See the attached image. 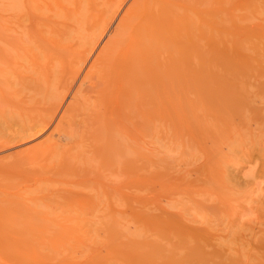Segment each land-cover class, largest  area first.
I'll use <instances>...</instances> for the list:
<instances>
[{
  "label": "rangeland",
  "instance_id": "rangeland-1",
  "mask_svg": "<svg viewBox=\"0 0 264 264\" xmlns=\"http://www.w3.org/2000/svg\"><path fill=\"white\" fill-rule=\"evenodd\" d=\"M38 1L39 0H35V2H33V0H23L22 2H25V8H20V11L15 9L8 13L18 16L19 13H26L27 10L30 12L31 5L34 3L44 5L42 2H49V0H43L42 2ZM80 1L83 2V0ZM80 1H62L61 8L60 5L59 8H57L58 11L52 6L51 2L47 3L48 5L50 4L48 8H52L53 10L49 11V9H47L48 12L45 9L42 15L44 21L39 25L38 23L33 26L26 25L27 22H25L21 25L22 28H20V26L12 31V29H8L10 25L8 21L2 20L0 21V33L3 32L2 35L4 37H15V41L12 40L13 45L17 42L15 47L10 46L11 42L5 44L6 50L10 48L8 52H12L11 54L9 53V57L15 55L19 47L22 48L18 51V54L30 48V54L35 53L38 55V60H36L38 65L45 67L58 61L61 62L62 65L67 64L70 69L63 73V79L66 78L67 80H70L75 71L80 68L71 85V90H73V85L81 80L80 85L83 86H80V93H85V95H87L88 90L90 91L93 89L97 91V88L101 87L103 83V81L100 83V79L98 78L96 80L97 76L93 74H98L97 70L99 69V63H94V58L99 52L102 42L107 35L98 45L99 49L95 50L91 56L88 57V61H85L86 66L83 65L79 67L77 59L81 52L79 51L81 48H75V46L73 48L71 35L78 30L76 28H80L81 26L76 24H79L81 20V15L79 14ZM91 1L95 2V4L98 3V1L101 3V0ZM147 1L148 0H146V2ZM240 1L242 0H156V10L154 12L152 11L153 14L148 11L146 12L147 15L151 14L156 17V20H154L155 24L153 23V27L151 26L150 28L152 31L156 29V70H164L166 76L164 78L162 77L163 80L160 79L156 82V85H158V88H156V95L159 98L156 99V138L155 141H153L156 144L151 142L146 128L143 130L144 132L142 131V135L147 142L145 144L148 146L149 144L156 146L155 148L152 146L153 150L151 149L154 153L151 150L148 151L145 144L142 149L139 145L137 146V143H134V139L132 140V138H129L128 133L131 131L132 125L128 123H123L122 125L120 123L114 125L111 132H113L116 137L121 135L122 139H125L123 136L126 137L128 141H125L128 142V145L131 143L129 145L130 147L127 146L125 141L119 139V137L118 139L113 138L116 144L117 142L118 144L126 143L120 147L114 144V142L112 143L113 147L116 146L118 152H110L111 154L115 153V155L113 154L114 158L119 162L113 159L116 162L114 163V161L110 160V158L113 157L112 155H110L112 157L108 155L110 158H105L103 153L106 151L102 150L101 147H103V149L107 147L110 148L107 146L108 143L102 144L98 149V145H100L98 139L96 137L92 138L94 136L92 133L93 130L91 129L92 123H88L87 120L83 119L84 111L80 109V106L76 105L75 101L72 100L73 102H70L71 104L68 101L69 97L72 99L73 94H76L75 91L72 92L68 90V93H66L67 95L63 94L65 97H59V106L56 105L52 110L47 109L48 105L36 107V109H38L31 112L33 116H31L32 114L30 113V117L25 120L18 119L14 112H9L8 110L0 114V120L4 121L6 119V124L0 121L2 124L0 128L3 126L0 129V157L3 156V158H0V264H264V42L252 41L245 43L244 41V37L247 36V33L248 35H252L254 31L252 26H255L254 23L251 24L247 19L257 14L258 11L260 12L257 14V19L258 17L263 18L264 10L261 8L258 9L257 7L255 12V9H253L255 3L254 1L252 2V0L240 4V7L238 6V9H235L233 6H235L237 2L240 3ZM129 2L130 1L126 3L124 9L129 5ZM224 2L227 3L224 4ZM139 3H141V1L137 3L138 6H132V9L139 7L141 5ZM228 4H232V6H230L233 10L230 11ZM75 9L79 13H77ZM123 11H121L120 15ZM64 12L68 15V18H66L67 15H64ZM58 14H60L59 18L57 17ZM74 14H76L77 17H75L76 15L74 16ZM45 16L48 17L46 18ZM246 17L247 19L245 20ZM192 18H195V21ZM3 19H6V16ZM255 19L256 18H254L253 21ZM73 20H75L76 23ZM117 20L118 19L114 20L112 24L113 27ZM241 20L242 22H240ZM243 21L245 22L243 23ZM247 22H249L251 28ZM4 23L7 26L4 25ZM188 25H190L189 30L186 32L185 29ZM111 26L107 34L112 31L113 27ZM193 26H196L197 29L192 28ZM225 26L229 27V29L235 26H239V28L238 31L234 33H228L227 31V34L224 33V35H222V33L220 35L219 31H223V28H227ZM28 27L30 30L40 27L41 31L43 30L44 39L48 43L43 47L35 46L27 38L29 35H23L25 28ZM182 28H184V30ZM91 30L92 28L90 32H93ZM197 30L198 33L196 32ZM15 31L19 32L22 36H19V33ZM200 31L201 33L204 31L203 36L199 33ZM184 32H186V34ZM223 32H226V30ZM185 35L188 37L186 41L189 40V42L177 44L176 46L174 40L178 42V39L182 40V37ZM200 38L203 39V42H199L202 41ZM206 38L208 41L205 42L204 40H206ZM21 39L23 40L20 41ZM50 40L51 43L49 42ZM196 41H198V43H195ZM18 42H20V44ZM236 42H241V44L237 45L238 47L232 45ZM24 43L25 45H23ZM49 43L50 46L52 45L51 47L48 46ZM199 43H201V45ZM196 44L201 48L200 51H195L199 49ZM37 48L41 51L39 52ZM188 48H191V50ZM66 49L68 50L64 52L63 50ZM135 53H133L135 56L133 54V57L131 56V59L134 58L132 59L134 61L140 59L137 53ZM66 54L69 55V57L66 56ZM168 55H171V57ZM205 55L206 58L208 57L206 60H204ZM64 57L67 58L65 59ZM189 58H191V60ZM169 59L172 60L170 61ZM181 59L182 61L186 60L185 62L189 61L190 64L193 61L192 63L195 65L193 64L190 67H197V70H194L195 73H192L194 67L191 70L192 72L189 67L187 72L190 71V73L184 75L183 73L186 71L184 70L183 72V70H181V66H183L181 65ZM163 60L167 61L164 62ZM174 62H178V64H174V66ZM201 64L204 67L199 68ZM178 67H180V73L176 70H172V73L170 72L169 74V72L166 71L167 69H177ZM82 70L84 73H82ZM90 73L91 75H89ZM172 74L175 76L176 80L179 79L178 84H176L178 81H175ZM80 75L82 76L80 77ZM189 75H191L192 78H190ZM165 78L167 82H165ZM187 78H189V80ZM87 79H89V82ZM92 81H94L95 85ZM87 82H92L93 85L91 83V86L88 87L90 84ZM96 82H99V84H96ZM164 84H166V86ZM84 86L86 88H84ZM183 87H187L188 90L186 89L184 92H181V96L178 97L184 98L182 100L184 102L189 99L187 104H189L190 101L195 102L196 99L204 103H209L203 107L202 110L204 113H202L200 108H195L192 112L196 113L197 111L196 116L204 114L203 119L207 118L209 114L208 118H210L214 124L218 123L217 125L219 128H217V125L214 127L215 125L209 122L201 124L203 127L196 124L195 126L193 125L194 120L191 118L189 119L187 114L184 115L185 117L180 114L178 106H174L177 103L175 99H177L176 96L178 95H176L175 92H177L176 90H184ZM167 88H169L170 91ZM60 98L64 99L61 100ZM210 98H212V101H210ZM65 100L69 105H67ZM219 101L220 103H218ZM101 102V106H105L103 104L104 101ZM70 108L74 110V112L70 110ZM74 108H76V110ZM3 113H5V115ZM63 113L66 116H64ZM52 114L54 115L53 117ZM76 115H78L77 118H74ZM62 116L64 118L66 117L67 120ZM44 117L50 118L46 119ZM11 120H13V124ZM31 120L34 121L32 122ZM69 120L75 126L70 123ZM35 121V126L37 128L33 126ZM24 122H26V124H24ZM46 122L49 123L47 124ZM15 123L18 124L15 126ZM19 123L21 125H19ZM45 123L47 126H45ZM55 123H57V126H55ZM65 123L71 126H67L68 129L70 128L71 130L67 129ZM85 123H87V125ZM227 123H229V125ZM3 124L5 125V129L1 133L4 128ZM81 124H83L82 127ZM121 125L124 129H122ZM207 126L214 128L213 130L215 133ZM24 127L28 129L24 130ZM56 127L57 129L61 127V132L57 131ZM52 128H55L56 131H51ZM87 129L88 132H84ZM82 130L83 132L80 133ZM218 130L221 132L219 133ZM7 132H10L12 135L9 134L10 137H8ZM35 132L37 133L36 136L33 135ZM58 132H60V134ZM125 132H127V135ZM223 133L226 135L222 136ZM54 134L58 135L56 136ZM205 135H209V137L206 136L205 138ZM210 137L214 145L210 142ZM216 137H220L219 139L217 138V141L220 140L223 143H217V141H215ZM45 138L49 140L47 139V141ZM204 140H206L207 143ZM78 141L80 144H78ZM55 142L57 145L53 146ZM226 142L231 143L226 144ZM71 143L78 147H75V145ZM208 144H210L209 146L211 147L210 151L211 149L213 150V146H216L215 148L224 146L222 152H225L226 155L224 156L225 159H222L223 161L220 159V168L224 171L228 170V177L231 178L230 182L224 180L225 183L223 184L226 186L222 183H219L220 185H218V183L217 185L210 184L207 179V175L211 173H209V169L212 168L210 167L211 163H207L209 161L207 160V153L210 152L209 146L207 147ZM31 146L36 148H32ZM46 146L48 148L51 147L52 151ZM136 147L139 150L142 149L145 151L143 156L137 155L135 151ZM97 149L102 151H97ZM125 149L128 151L126 152ZM56 150H61L60 155L58 152V157L56 156ZM90 150L93 151V155ZM122 150H124L123 154ZM195 150L197 151L196 154L198 157H194L196 156ZM77 151L79 153H77ZM131 151L134 152L132 155H130V153H132ZM99 152L104 158L100 156L99 159ZM64 153L66 156L69 155L68 159ZM146 153L150 154L148 155ZM198 153H200L201 156L202 153L205 155L207 154V156L203 159ZM105 154L107 156L108 153L106 152ZM74 155L76 156L74 157ZM63 156L66 158V161H64L65 158ZM145 156L148 157H146L145 163L143 162L144 164L141 165L137 159L145 158ZM250 156H253V158ZM59 157L61 159L64 158V160L62 159L64 164ZM95 157L100 161H96V159H94ZM76 158L77 160L81 158V161H77ZM107 158L109 159L107 160ZM57 159L59 163L55 162ZM103 159L112 162H109V164L103 161L101 164ZM70 160L71 162H69ZM87 160L90 161L88 162ZM136 161L137 163H135ZM147 161L152 163H148ZM191 161L192 164L190 165ZM73 162L74 164H72ZM95 162L98 165V162H100L99 169L94 167ZM105 162L109 164L108 166L110 169L106 167L107 164ZM200 162L202 166L205 164L204 168L200 166ZM52 164L55 168H52ZM113 164H117L118 166L114 165L117 168L113 167ZM56 165H58V167ZM82 165L84 166L82 167ZM98 165L95 166L97 167ZM61 166H64L63 168L65 169ZM102 166H105L107 171L109 169V172H104L105 169H103L104 167L101 168ZM143 166L145 167L144 169ZM47 168L50 170H47ZM96 169H102V173L107 175L113 172L114 174L112 175L115 176L108 175L110 178L108 177L109 179L107 178L106 181V178H104L106 175L102 177L104 174L100 172L102 170L97 171ZM110 170H112V172H110ZM65 171H67V173H64ZM94 174L97 175L94 176ZM88 176L90 177L88 178ZM92 176L93 178L98 177L95 179L96 181L93 179L96 185L91 179ZM115 178L119 182H116ZM112 179H114L113 181L115 182H112ZM204 179H206L205 181H208L209 184L205 182ZM86 181H90V183ZM114 183L115 185H113ZM205 183H207V185ZM236 183H238V185ZM205 190L212 192V195L209 192H206V195H204ZM212 190L214 192L216 191V193L218 192L217 194L221 193V195H225V197L222 195L225 199H222V203L218 201V203H221L220 206L216 204L218 200L216 197L218 196ZM52 193L55 196L52 195ZM104 194L106 197H104ZM86 195L88 198L85 197ZM205 197H208L210 200H205ZM107 198L109 201H107ZM226 200H228V202ZM224 202H227V205H224ZM52 209L54 212H58L55 215L60 214L58 216L59 219H50V217L54 218L50 212ZM199 216H201V218H198Z\"/></svg>",
  "mask_w": 264,
  "mask_h": 264
},
{
  "label": "bare ground",
  "instance_id": "bare-ground-1",
  "mask_svg": "<svg viewBox=\"0 0 264 264\" xmlns=\"http://www.w3.org/2000/svg\"><path fill=\"white\" fill-rule=\"evenodd\" d=\"M23 0H0V21H2V20H6V21H8V23L10 24H8L9 25V28L8 29H12V31L13 30H16L18 27H20L22 24H24L25 22H27V24L26 25H34V24H36V23H38V25L39 24H42L43 23V18H42V15H43V13H44V11H45V9L47 10V9H49L48 8V6H50V4L48 5L47 3H50L51 2V4H52V6H54V8L58 11V9L57 8H59V5H60V8H61V2L62 1H65V0H49V2H42L43 0H39L38 2H42L44 5H41V4H33V5H31V11L29 12L28 10L26 11V13H24V14H21V13H19V15L18 16H15L14 14H10V13H8V12H11V11H14L15 9L16 10H18V11H20L19 9L21 8H25V6H24V3L22 2ZM45 1V0H44ZM76 1V0H75ZM80 1V0H79ZM96 1V0H95ZM128 1H130L129 2V5H127V7L124 9V6L126 5V3H128ZM139 1H141V3H139V4H141L139 7H137V8H134V9H132L133 7L132 6H138V2ZM247 1H251V0H242V1H240V3L239 2H237V4H235V6H233V7H235V9L237 8L238 9V6L240 7V4H243V3H245V2H247ZM254 1V3H255V6L253 7V9H255V12H256V9H257V7H258V9L259 8H261V9H263L264 10V0H252V2ZM33 2H35V0H33ZM101 3H99V1H98V3H96L95 4V2H92L91 0H83V2L82 1H80V5H79V11H80V13L77 11V13H79L80 15H81V20H80V22H79V24L78 23H76V21L75 20H73V21H75V23L77 24V25H81L80 26V28L78 27V28H76V29H78L77 31H75L74 33H72V35H71V40H72V44H73V48H74V46H75V48H81L79 51H81L80 52V54L78 55V59H77V64H78V66L79 67H82L83 65H85V61L88 59V57H90L91 56V54L95 51V50H97V49H99V44H100V42L101 41H103V38L106 36V38H105V40L102 42V46L100 47V50H99V52L97 53V55H96V57L94 58V63L95 62H98L99 63V71L97 70V72H98V74H95V73H93L94 75H96L97 77H96V80H97V78L98 79H100V83L103 81V83H102V85H101V87H99V88H97V91H95V90H88V94L87 95H85V93L84 94H82V93H80V86H83V85H80L81 84V80H79L75 85H73V90H71V85H72V83L74 82V78H75V76H76V73L79 71V69L80 68H78V67H76V68H78V70L77 71H75V73L72 75V78H70V80H67L66 78V80L65 79H63V73L66 71V70H68V69H70L69 67H68V65L67 64H63L62 65V63L61 62H55L54 64L52 63L51 65L49 64V65H47V66H45V67H43V66H41V65H38L37 63H36V60H38V55H36L35 53H32V54H30V52H29V49L30 48H28V50H23V51H21V52H19L20 54H18V51L22 48H20L19 47V50H18V48H17V46H16V49L18 50L17 52L15 51V48H14V51L16 52V54L15 55H13V56H10L9 57V53L10 52H8V50L10 49H8V50H6V46H5V44L6 43H10L11 42V45L10 46H14L15 47V45H17V42H16V44L15 45H13V43H12V40H14V38L15 37H12V36H7V37H4L2 34H3V32L2 33H0V114L3 112V111H6V110H8L9 112L10 111H12V112H14V114H15V116L18 118V119H20V120H25V119H27V118H29L30 117V113L32 112V111H34L35 109H36V107H41V106H45V105H48V107H47V109L48 110H52L53 108H55V106L57 105V106H59V104L58 103H60V100H59V97H65V95H63V94H66V93H68V90H71L72 92H76V94H73V96H72V99L69 97V95H68V97H69V103L70 102H73V101H75V103H76V105H78V106H80V109L81 110H83L84 111V120H87L88 121V123H92V127H91V129L93 130L92 131V133H93V137L92 136H90V137H92V138H94V137H96L97 139H98V142H99V144L100 145H98V143H97V145H98V149H99V146H102V144H105V143H108V145L107 146H109L110 148H108L107 146V148H105V149H103V147H101L102 148V150H105L108 154H107V156H106V152H104L103 154L105 155L104 157L106 158V157H109L110 155H112V156H110V157H112V158H110V160H112V161H116L117 159L116 158H114V155H115V153H113V154H111V152L110 151H114V152H118L117 150V148H116V146L115 147H113V142H114V144H116L115 143V140L113 139V138H117L118 139V137H119V139H122V135L121 136H118V137H116V135L113 133V132H111V130L114 128V125H116V124H122L123 125V123H128L129 125H132V129H131V131L128 133V136H129V138H132V140L134 139V143L136 144L137 143V146L139 145L140 147H142V149H143V145L145 144V143H147L146 141H145V139H144V137H143V135H142V131L143 130H145V128H146V131H147V133H148V136L151 138V142L152 143H155V142H153V141H155V138H156V99L158 98L157 97V95H156V93H157V91H156V88H158V85H156V82L158 81V80H160V79H162L163 80V78L164 77H166L165 76V74H164V70L163 71H158V69L156 70V29L154 30V31H152V30H150V28H151V26L153 25V23H154V20H156V17L155 16H152L151 14H146V12L148 11V12H151L152 13V11L154 12L155 10H156V0H148L147 2H146V0H101L100 1ZM231 2V1H230ZM229 2V3H230ZM251 2V3H252ZM225 3H227V2H224V4ZM232 3V2H231ZM233 3H234V1H233ZM236 3V2H235ZM250 3V4H251ZM28 4V3H27ZM133 4H135V5H133ZM75 5H76V3H75ZM231 6H232V4H230ZM229 4H228V6L230 7V11L231 10H233V8H231V6H230ZM252 5V4H251ZM28 6H30V5H28ZM51 6V7H52ZM75 7V6H74ZM74 9V8H73ZM249 9V8H248ZM50 10H53L52 8L51 9H49V11ZM60 10V9H59ZM124 10V11H123ZM178 10V9H177ZM189 10H191V9H189ZM22 11V10H21ZM48 11V10H47ZM48 11V12H49ZM63 11H64V9H63ZM121 11H123V13L120 15V13H121ZM183 11H184V9H183ZM195 11V10H194ZM197 11V10H196ZM200 11V10H199ZM202 11V10H201ZM229 11V12H230ZM258 11V10H257ZM4 12H6V13H4ZM55 12V11H54ZM74 12V11H73ZM145 12V13H144ZM185 12V11H184ZM258 12H260V11H258ZM258 12H257V14H258ZM75 13V12H74ZM156 13V12H155ZM203 13H204V11H203ZM5 14V15H4ZM49 14V13H48ZM55 14H56V12H55ZM66 13L64 12V15H65ZM153 14V13H152ZM188 14V13H187ZM195 14V13H194ZM257 14H254L250 19H247V17L245 18V20L247 19L249 22H251V24H255V26H252V28L254 29V33L252 32V35L251 34H249L248 35V33L246 34L247 36H245L244 37V41H245V43H248V42H252V41H263L264 42V16H263V18H260V17H258V19H257ZM57 15V14H56ZM60 14H58V18L60 17L59 16ZM67 15V14H66ZM76 14H74V16H75ZM196 15V14H195ZM200 15V14H199ZM202 15V14H201ZM256 15V16H255ZM260 15V14H259ZM5 16H6V19H3V18H5ZM79 16V15H78ZM46 18L48 17V16H45ZM75 17H77V15L75 16ZM119 17V18H118ZM154 17V18H153ZM189 17H190V15H189ZM192 17V16H191ZM200 17V16H199ZM199 17H197V18H199ZM203 17V16H202ZM249 17H250V15H249ZM248 17V18H249ZM66 18H68V15L66 16ZM176 18V17H175ZM196 18V17H195ZM194 18V19H195ZM254 18H256L254 21H253V19ZM49 19V18H48ZM116 19H118L117 20V22H116V24L114 25V27H113V23H114V20H116ZM172 19V18H171ZM193 19V18H192ZM192 19H190V20H192ZM193 19V20H194ZM200 19H201V17H200ZM77 20V19H76ZM188 20H189V18H188ZM192 20V21H193ZM242 20H244V19H242ZM242 20L240 21V22H242ZM69 21V20H68ZM68 21H67V24H68ZM77 21H79V20H77ZM195 21V20H194ZM193 21V22H194ZM196 21H197V19H196ZM47 22V21H46ZM50 22V21H49ZM64 22H66V21H64ZM245 21H243V23H244ZM249 22H247L248 24H249ZM1 23V22H0ZM6 23V22H5ZM4 23V25H6ZM29 23V24H28ZM57 23V22H56ZM196 23H198V22H196ZM242 23V24H243ZM155 24V23H154ZM200 24V23H199ZM46 25V24H45ZM76 25V26H77ZM112 25V26H111ZM245 25V24H244ZM243 25V26H244ZM250 25V24H249ZM7 26V25H6ZM25 26V25H24ZM46 26H48V25H46ZM110 26L111 27H113V29H112V31L109 33V34H107V32H108V29L110 28ZM189 26L190 25H188V27H186V32H187V30H189ZM192 26V25H191ZM247 26V25H246ZM3 27V26H2ZM13 27V28H12ZM71 27V26H70ZM153 27V26H152ZM185 27V26H184ZM225 27H227V26H225ZM3 28H6V27H3ZM20 28H22V26L20 27ZM44 28V27H43ZM53 28H54V26H53ZM58 28V27H57ZM92 28V30L91 31H93V32H90V29ZM188 28V29H187ZM192 28H196V26H193ZM211 28V27H210ZM238 28H239V26H235V27H231L230 29H229V27H227V28H223V31L224 30H226V32H223V31H219V33H220V35L222 34V35H224V33H226L227 34V31H228V33L229 32H231V33H234V32H236V31H238ZM244 28H245V26H244ZM250 28H251V25H250ZM51 29V28H50ZM183 30H184V28H182ZM197 29V28H196ZM209 29V28H208ZM213 29V28H212ZM1 30V29H0ZM182 30V31H183ZM199 30V29H198ZM198 30L196 31L197 33H198ZM209 30H211V29H209ZM216 30V29H215ZM249 30V29H248ZM7 31V30H6ZM5 31V32H6ZM110 31V30H109ZM1 32V31H0ZM16 32V31H15ZM23 32V31H22ZM51 32V31H50ZM49 32V33H50ZM186 32H184L185 34H186ZM196 32H195V34H196ZM203 33H204V31H202ZM209 32V31H208ZM214 32V31H213ZM212 32V33H213ZM244 32V31H243ZM247 32V31H246ZM259 32V33H258ZM7 33V32H6ZM16 33H19V32H16ZM24 34L23 35H29V37H27L35 46H37V47H43V46H45L46 45V43H48V42H46L45 41V39H44V36H43V30L41 31V29H40V27H38V29L36 28V29H34L33 28V30H30L29 29V27L28 28H25V30H24V32H23ZM189 33V32H188ZM192 33V32H191ZM199 33H201V31L199 32ZM203 33H201L202 34V36H203ZM9 34V33H8ZM48 34V33H47ZM182 34V33H181ZM195 34H194V36H195ZM207 34H209V33H207ZM215 34V33H214ZM225 34V35H226ZM236 34V33H235ZM7 35V34H6ZM10 35V34H9ZM14 35H16V34H14ZM51 35H52V33H51ZM56 35V34H55ZM66 35V34H65ZM183 35V34H182ZM197 35V34H196ZM210 35H211V37H212V34L210 33ZM237 35V34H236ZM245 35V34H244ZM19 36H22V35H20V33H19ZM24 36V37H25ZM204 36H205V34H204ZM208 36V35H207ZM215 36V35H214ZM218 36V35H217ZM58 37V36H57ZM179 37V36H178ZM20 38H22V37H20ZM19 38V39H20ZM65 38V37H64ZM166 38H167V36H166ZM183 39L182 40H179L178 39V42L177 41H175L174 40V44L176 43V46H177V44L179 45V44H182V43H186V42H189V40H187L186 41V39L188 38L186 35L184 36V37H182ZM195 38V37H194ZM208 38V37H207ZM207 38H206V40H204L205 42L206 41H208L207 40ZM210 38V37H209ZM24 39V38H23ZM23 39H21L20 41H22ZM26 39V38H25ZM69 39V38H68ZM67 39V40H68ZM168 39V38H167ZM201 39V38H200ZM203 39H204V37H203ZM203 39H201L202 41H199V42H203ZM16 40H17V38H16ZM65 40V39H64ZM232 40V39H231ZM15 41V40H14ZM13 41V42H14ZM18 41V40H17ZM169 41V40H168ZM233 41H234V39H233ZM29 42V41H28ZM50 43H51V40L49 41ZM209 42H210V40H209ZM19 44H20V42H18ZM30 43V42H29ZM50 43L48 44V46H50ZM195 43H198V41H196ZM232 43V42H231ZM26 44H27V41H26ZM52 44H54V43H52ZM200 45H201V43H199ZM209 44V43H208ZM241 44V42H236L235 44H232V45H240ZM8 45V44H7ZM23 45H25V43L23 44ZM191 45H193V44H191ZM195 45V44H194ZM198 44H196V46H197ZM206 45H207V43H206ZM205 45V46H206ZM9 46V45H8ZM22 46V45H21ZM31 46V45H30ZM52 46V45H51ZM50 46V47H51ZM54 46V45H53ZM185 46V45H184ZM184 46H183V49L185 50V48H184ZM33 47V46H32ZM171 47V46H170ZM186 47V46H185ZM238 47V46H237ZM62 48V47H61ZM68 48H70V47H68ZM195 48V47H194ZM198 48H199V45H198ZM232 48V47H231ZM230 48V49H231ZM23 49H25V48H23ZM38 49V48H37ZM71 49V48H70ZM70 49H69V52H70ZM182 49V50H183ZM188 49H190L191 50V48H188ZM196 49V48H195ZM206 49H207V47H206ZM234 49V48H233ZM13 50V49H12ZM39 50V52L41 51L40 49H38ZM49 50V49H48ZM68 49H66V50H63L64 52L65 51H67ZM73 50H75V49H73ZM200 51L201 50V48H199V49H196L195 51ZM10 51V50H9ZM60 51V50H59ZM63 51H62V53H63ZM167 51V50H166ZM68 52V53H69ZM137 53V55L140 57V59L138 60V59H136L135 61L134 60H132V59H134V58H132L131 59V56H132V54L133 53ZM186 52H188V51H186ZM203 52V51H202ZM226 52V51H225ZM230 52V51H229ZM12 53V52H11ZM10 53V54H11ZM44 53V52H43ZM60 53V52H59ZM58 53V54H59ZM74 53V52H73ZM96 53V52H95ZM135 53V54H136ZM189 53H190V51H189ZM263 53V52H262ZM70 54H71V52H70ZM76 54V53H75ZM77 54H78V52H77ZM169 54V53H168ZM201 54V53H200ZM205 54V53H204ZM206 54H208V53H206ZM215 54V53H214ZM228 54V53H227ZM231 54V53H230ZM232 54H234V53H232ZM95 55V54H94ZM134 55V54H133ZM171 55H172V53H171ZM171 55H168V56H170L171 57ZM209 55V54H208ZM54 56V55H53ZM63 56V55H62ZM66 56H68L69 57V55H67L66 54ZM77 56V55H76ZM135 56V55H134ZM174 56V55H173ZM213 56V55H212ZM72 57V56H71ZM73 57H74V55H73ZM133 57V56H132ZM137 57V56H136ZM191 57V56H190ZM197 57V56H196ZM42 58H43V56H42ZM65 58V57H64ZM67 58V57H66ZM65 58V59H66ZM92 58V57H91ZM138 58V57H137ZM166 58V57H165ZM164 58V59H165ZM201 58H203V57H201ZM208 58V57H207ZM206 58V55H205V59L204 60H206L207 59ZM61 59H62V57H61ZM93 59V58H92ZM158 59H160V58H158ZM167 59V58H166ZM184 59H186V58H184ZM190 60H191V58H189ZM198 59V58H197ZM42 60H44V59H42ZM46 60V59H45ZM70 60H71V58H70ZM72 60H73V58H72ZM170 61L172 60V59H169ZM174 60V59H173ZM188 60V59H187ZM68 61V60H67ZM88 61V60H87ZM164 61V60H163ZM165 61H167V60H165ZM164 61V62H165ZM179 61V60H178ZM181 61H182V59H181ZM186 60H183L182 61V64L181 65H183V66H181L182 67V69L181 70H183V72H184V70L187 72L189 69V67L191 66V65H193L194 63H192L191 62V64L189 63V61H187V62H185ZM197 61V60H196ZM198 61H199V59H198ZM69 62V61H68ZM200 62V61H199ZM196 63V62H195ZM205 63H206V61H205ZM76 64V63H75ZM90 64V63H89ZM176 65V64H178V62H174L173 63V65ZM199 64V63H198ZM197 64V65H198ZM94 65V64H93ZM98 65V64H97ZM164 65V64H163ZM169 65H170V63H169ZM172 65V64H171ZM174 65V66H175ZM180 65V64H179ZM178 65V66H179ZM195 65V64H194ZM55 66V67H54ZM86 66V65H85ZM159 66V65H158ZM166 66H167V68H168V65L166 64ZM58 67H60V68H58ZM64 67V68H63ZM88 67V66H87ZM165 67V66H164ZM177 67V66H176ZM193 67H194V69H193ZM191 69H190V71L193 69V72L192 73H195V69L197 70V67H195V66H193ZM201 67H204L202 64H201V66L199 67V68H201ZM86 68V67H85ZM92 68V67H91ZM180 67H178L177 69L176 68H170V69H167L166 71L167 72H169V74H170V72L172 73V70H176V71H180V69H179ZM198 68V69H199ZM84 69V68H83ZM96 69H97V67H96ZM204 69V68H203ZM73 70V69H72ZM76 70V69H75ZM95 70V69H94ZM159 70H161V69H159ZM168 70H170V71H168ZM70 71V70H69ZM83 71V70H82ZM190 71L189 72H187V74H186V72L185 73H183L184 75H188L189 73H190ZM157 72V73H156ZM181 72V71H180ZM179 72V73H180ZM82 73H84V71L82 72ZM192 73H191V75H192ZM81 74V73H80ZM176 74V73H175ZM89 75H91V73L89 74ZM164 75V76H163ZM191 75H189L190 76V78H192L191 77ZM78 76V75H77ZM82 75H80V77H81ZM172 76H173V74H172ZM178 76H179V74H178ZM178 76H176V77H178ZM85 77V76H84ZM90 77V76H89ZM95 77V76H94ZM163 77V78H162ZM168 77V76H167ZM174 78H175V76H173ZM182 77V76H181ZM180 77V78H181ZM186 77H188V76H186ZM79 78V77H78ZM185 78V77H184ZM95 79V78H94ZM170 79V78H169ZM169 79H167V80H169ZM171 79H173V78H171ZM178 79V78H177ZM188 80H189V78H187ZM186 79V80H187ZM93 80V79H92ZM182 80V79H181ZM193 80V79H192ZM87 81L89 82V79H87ZM171 81V80H170ZM175 81H178L176 84H178L179 83V79L178 80H176V78H175ZM184 81H185V79H184ZM87 82V83H88ZM93 83H94V81H92ZM91 82V83H92ZM165 82H167L166 81V78H165ZM169 82V81H168ZM187 82V81H186ZM190 82V81H189ZM82 83H83V81H82ZM91 83H88V84H90V85H88V87L89 86H91ZM93 83H92V85H93ZM99 84V82H96V84ZM183 83V82H182ZM185 84V83H184ZM183 84V85H184ZM189 84H191V83H189ZM188 84V85H189ZM94 85H95V83H94ZM165 86H166V84H164ZM192 85V84H191ZM163 86V85H162ZM168 86H169V83H168ZM167 86V87H168ZM173 86H175V85H173ZM180 86V85H179ZM185 86H186V84H185ZM97 87V86H96ZM177 87V86H176ZM189 87V86H188ZM75 88V89H74ZM84 88H86L85 86H84ZM91 88V87H90ZM94 88V87H93ZM161 88V87H160ZM184 88V90H182V91H178V90H176L177 92H175V94L177 95L176 96V98L177 99H175V100H177L176 102V104L174 105V106H178V108H179V112H180V114L181 115H185V114H187V117L190 119H193L194 121H193V125H201V124H205V123H207V122H209V123H211L212 125L214 124L213 123V121H211L210 120V118H208V115H207V118H204V119H207V120H204L203 119V115L204 114H202V115H200V116H196V113H197V111H196V113L195 112H192V110H194L195 108L196 109H198V108H200L201 110L203 109V107H205V105L206 104H209V103H204L203 101H198L199 99H196L195 100V102H193V101H190V103L189 104H187L188 103V100L187 101H182L184 98H179L178 96H181L180 94H181V92H184L186 89L188 90V88L187 87H183ZM190 88V87H189ZM167 89H169V88H167ZM166 89V90H167ZM173 89V88H172ZM175 89V88H174ZM179 89H180V87H179ZM190 90V89H189ZM169 91H170V89H169ZM70 92V91H69ZM173 92V91H172ZM174 93V92H173ZM171 94V93H170ZM67 95V94H66ZM215 95V94H214ZM184 96V95H183ZM161 97V96H160ZM213 98H215V97H213ZM61 99V98H60ZM64 99V98H63ZM63 99H61V100H63ZM159 99V98H158ZM161 99V98H160ZM211 100L210 101H212V98H210ZM71 100V101H70ZM73 100V101H72ZM162 100V99H161ZM202 100V99H201ZM221 100V99H220ZM66 101V100H65ZM101 101H104V105L105 106H101L102 104V102ZM225 101V100H224ZM67 102V101H66ZM174 102V101H173ZM208 102V101H207ZM69 103L67 102V105H69ZM218 103H220V101L218 102ZM71 104V103H70ZM186 104V105H185ZM216 104V103H215ZM72 106H73V104H72ZM214 106H217V105H214ZM69 107V106H68ZM210 108V107H209ZM212 108V107H211ZM38 109V108H37ZM36 109V110H37ZM41 109H43V108H41ZM62 109V108H61ZM75 110H76V108H74ZM199 109V110H200ZM206 109V108H205ZM70 110H72L71 108H70ZM214 110V109H213ZM41 111V110H40ZM43 111V110H42ZM73 112H74V110H72ZM79 111V110H78ZM183 111H185V112H183ZM209 111H210V109H209ZM7 112V111H6ZM59 112H60V110H59ZM65 112V111H64ZM178 112V113H179ZM192 112V113H191ZM214 112H215V110H214ZM240 112V111H239ZM202 113H204L203 112V110H202ZM4 115H5V113H3ZM2 114V115H3ZM32 114V113H31ZM51 114V113H50ZM62 114V113H61ZM64 114V113H63ZM65 114H66V112H65ZM64 114V116H66ZM73 114H75V113H73ZM77 114V113H76ZM207 114V113H206ZM36 115V114H35ZM37 115H39V114H37ZM80 115H82V114H80ZM178 115V114H177ZM31 116H33V114L31 115ZM54 115L52 114V117H53ZM61 116V115H60ZM77 116L78 115H76V117H74V118H77ZM206 116V115H205ZM51 117V116H50ZM50 117H48V118H50ZM63 117V116H62ZM182 117V116H181ZM185 117V116H184ZM202 117V118H201ZM211 117V116H210ZM243 117V116H242ZM3 118V117H2ZM5 118V117H4ZM32 118V117H31ZM38 118V117H37ZM40 118V117H39ZM41 118H42V116H41ZM44 118H46V119H48L47 117H44ZM55 118V117H54ZM64 118V117H63ZM8 119V118H7ZM33 119V118H32ZM36 119V118H35ZM64 119H66L67 120V118L65 117ZM69 119V118H68ZM80 119V118H79ZM243 119V118H242ZM6 120V119H5ZM5 120L4 121H2V120H0L1 121V123H4V124H6L5 123ZM9 120V119H8ZM16 120V119H15ZM45 120V119H44ZM71 120V119H70ZM70 120H69V122H70ZM73 120V119H72ZM186 120V119H185ZM210 120V121H209ZM12 121L13 120H11V123H12ZM32 121V120H31ZM34 121V120H33ZM32 121V122H33ZM52 121V120H51ZM62 121H64V120H62ZM6 122H8V121H6ZM17 122H20V121H17ZM28 122H29V120H28ZM42 122H43V120H42ZM50 122V121H49ZM48 122V123H49ZM55 122V121H54ZM59 123H61L60 121H58ZM65 122V121H64ZM67 122V121H66ZM85 122V121H84ZM216 122H218V121H216ZM0 123V126L2 125ZM10 123V124H11ZM47 123V122H46ZM45 123V124H46ZM47 123V124H48ZM53 123V122H52ZM70 123H72V122H70ZM80 123V122H79ZM83 123V122H82ZM3 124V125H4ZM13 124V123H12ZM11 124V125H12ZM16 124H18V123H15L14 125L16 126ZM24 124H26V122H24ZM29 124H30V122H29ZM44 124V125H45ZM47 124L45 125V126H47ZM73 124V123H72ZM71 124V125H72ZM84 124V123H83ZM83 124H81V127H82V125ZM86 125H87V123H85ZM218 124V123H217ZM217 124H214L215 126L214 127H216V125ZM228 125H229V123H227ZM231 124V123H230ZM8 125H9V123H8ZM10 125V126H11ZM19 125H21L20 123H19ZM22 125H23V123H22ZM36 125V121H35V124L33 125V126H35ZM53 125V124H52ZM62 125H63V123H62ZM65 125H66V123H65ZM65 125H64V128H65ZM74 125V124H73ZM78 125V124H77ZM122 125H121V127H122ZM125 125V124H124ZM191 125H192V122H191ZM195 125V126H196ZM212 125H211V127H212ZM13 126V125H12ZM11 126V127H12ZM30 126H31V124H30ZM49 126V125H48ZM51 126V125H50ZM55 126H57V123H55ZM68 126V124L66 125V127ZM75 126V125H74ZM89 126V125H88ZM3 127V126H2ZM1 127V128H2ZM23 127V126H22ZM36 127V126H35ZM34 127V128H35ZM68 127H71V126H68ZM68 127H67V129H68ZM85 127V126H84ZM200 127H203V125H201ZM208 128H210V126H207ZM227 127V126H226ZM231 127V126H230ZM229 127V128H230ZM0 128V129H1ZM13 128V127H12ZM12 128H11V130H12ZM27 128V127H26ZM37 128V127H36ZM43 128V127H42ZM41 128V129H42ZM61 128V127H60ZM60 128H58V129H60ZM73 128V127H72ZM86 128V127H85ZM88 128V127H87ZM162 128H163V126H162ZM207 128V129H208ZM217 128H219V126L217 125ZM216 128V129H217ZM228 128V127H227ZM4 129H5V125H4V128H3V130L1 131V133L4 131ZM28 129V128H27ZM27 129H25V127H24V130H27ZM31 129V128H30ZM45 129V128H44ZM56 129H57V127H56ZM56 129L55 128H52L51 129V131H56ZM57 129V131H60L61 132V129L60 130H58ZM122 129H124L123 127H122ZM211 130H213L214 128H210ZM231 129V128H230ZM35 130V129H34ZM34 130H32V131H34ZM43 130V129H42ZM49 130V129H48ZM68 130H71L70 128L68 129ZM85 130V129H84ZM206 130V129H205ZM232 130H234V129H232ZM45 131V130H44ZM114 131V130H113ZM127 131V130H126ZM204 131V130H203ZM16 132V131H15ZM43 132V131H42ZM60 132H58L59 134H60ZM64 132V131H63ZM70 132V131H69ZM69 132H68V134H69ZM81 132H83V130L82 131H80V133ZM84 132H88V129L86 130V131H84ZM144 132V131H143ZM201 132H202V130H201ZM208 132H209V129H208ZM213 132L215 133V131L213 130ZM218 132L220 133L221 131H219L218 130ZM217 132V133H218ZM234 132V131H233ZM8 133V137H10L9 136V134H11L10 132H7ZM7 133H5V134H7ZM25 133H26V131H25ZM64 133H66V132H64ZM91 133V134H92ZM118 133V132H117ZM120 133V132H119ZM126 133V135H127V132H125ZM199 133V132H198ZM197 133V134H198ZM204 133V132H203ZM225 133V132H224ZM222 134V136L223 135H226V134ZM15 134V133H14ZM14 134H13V136H14ZM17 134H18V132H17ZM28 134H29V132H28ZM50 134V133H49ZM53 134V133H52ZM74 134V133H73ZM168 134V133H167ZM205 134V133H204ZM203 134V135H204ZM12 135V134H11ZM19 135V134H18ZM26 135V134H25ZM33 135H37V133L35 132V134H33ZM40 135V134H39ZM54 135H58V134H54ZM67 135V134H66ZM65 135V136H66ZM70 135V134H69ZM85 135V134H84ZM124 135V134H123ZM125 135V136H126ZM199 135V134H198ZM220 135V134H219ZM3 136H5V135H3ZM80 136V135H79ZM206 136L207 135H205V138H206ZM215 136H217V135H215ZM228 136V135H227ZM6 137V136H5ZM19 137V136H18ZM25 137V136H24ZM32 137H34V136H32ZM72 137H73V135H72ZM82 137V136H81ZM80 137V138H81ZM86 137V136H85ZM178 137V136H177ZM207 137H209V135L207 136ZM7 138V137H6ZM27 138V137H26ZM52 138V137H51ZM60 138V137H59ZM68 138V137H67ZM83 138H84V136H83ZM123 138H125V139H122V141H125L126 140V137H124L123 136ZM128 138V137H127ZM128 138V139H129ZM199 138V137H198ZM211 138V137H210ZM209 138V139H210ZM218 137H216V140L215 141H217L218 139H217ZM231 138H233V137H231ZM230 138V139H231ZM2 139V138H1ZM46 140L48 139V138H45ZM49 139H50V136H49ZM48 139V140H49ZM77 139V138H76ZM96 139V140H97ZM111 139H113V140H111ZM225 139V138H224ZM223 139V140H224ZM227 139V138H226ZM19 140V139H18ZM45 140V141H46ZM47 140V141H48ZM67 140V139H66ZM65 140V141H66ZM92 140V139H91ZM130 140V139H129ZM170 140V139H169ZM51 141H53V140H51ZM62 141H63V139H62ZM62 141H60V142H62ZM71 141V140H70ZM85 141V140H84ZM89 141H90V139H89ZM118 141V140H117ZM126 141H128V140H126ZM125 141V142H126ZM159 141V140H158ZM205 142H206V140H204ZM203 141V142H204ZM208 141V140H207ZM17 142V141H16ZM121 142V141H120ZM124 142V143H125ZM210 142L212 143V138L210 139ZM223 143V142H221L220 140L219 141H217V143ZM12 143V142H11ZM18 143V142H17ZM16 143V144H17ZM75 143V142H74ZM86 143V142H85ZM127 143V146L128 147H130L129 145L131 144H129L128 145V142H126ZM125 143V144H126ZM207 143V142H206ZM205 143V144H206ZM229 143H231V142H226V144H229ZM244 143V142H243ZM48 144V143H47ZM50 144V143H49ZM51 144H52V142H51ZM67 144V143H66ZM72 144V143H71ZM78 144H80L79 143V141H78ZM88 144V143H87ZM96 144V143H95ZM125 144H123V143H121V144H118V142H117V144L116 145H119V147L121 146V145H125ZM156 144V143H155ZM213 144V143H212ZM225 144V145H226ZM5 145V144H4ZM57 144H56V142H55V144L53 145V146H56ZM59 145V144H58ZM72 145H75V144H72ZM89 145H90V143H89ZM134 145V144H133ZM147 147V150L149 151V150H151L152 149V146H154V145H152V144H149V146L147 145V144H145ZM179 145V144H178ZM200 145V144H199ZM210 144H208L207 145V147L209 146ZM214 145V144H213ZM34 146V145H33ZM33 146H31L32 148H36L37 146H36V144H35V146L36 147H33ZM77 145H75V147H76ZM95 146V145H94ZM114 148H112V147ZM132 146V145H131ZM194 146H195V144H194ZM4 147V146H3ZM47 147V146H46ZM74 147V146H73ZM78 147V146H77ZM80 147V146H79ZM82 147V146H81ZM88 147V146H87ZM118 147V148H119ZM123 147V146H122ZM135 147V146H134ZM156 146H154V148H155ZM172 147V146H171ZM192 147H193V145H192ZM216 147V146H215ZM214 146L212 147L213 148V150L211 149V151H210V146L208 147L209 148V151L210 152H208L207 154H208V156H207V154L205 155L204 153L206 152H204V153H202V156L200 155V153H198L201 157H203V159H204V157H206L207 156V160H209L207 163H211L210 165V167H212L211 169H209V173H210V175H207L206 177H207V179L209 180V183L211 184H216L217 185V183H218V185H220L219 183H225V181L226 182H230V180H231V178L230 177H228L229 176V173H228V170H222L221 168H220V166H221V161H223L222 159H225L224 158V156L226 155V153L224 152H222V148L224 147H221L220 146V148L219 147H217V148H219V149H217V148H215ZM229 147V146H228ZM2 148V147H1ZM27 148V147H26ZM48 148V147H47ZM50 148V151H52V149H51V147H49ZM48 148V149H49ZM55 148V147H54ZM53 148V149H54ZM92 148H94V147H92ZM91 148V149H92ZM113 150H112V149ZM115 148H116V150H115ZM123 148H125V147H123ZM187 148V147H186ZM230 148V147H229ZM228 148V149H229ZM235 148V147H234ZM241 148V147H240ZM57 149V148H56ZM60 149V148H59ZM66 149H68V148H66ZM66 149H65V151H66ZM97 149V151H102V150H98ZM108 149H110V150H108ZM131 149V148H130ZM132 149H134V148H132ZM139 150V149H137V147H136V152H137V155H140V156H143V154L145 153V151L144 150ZM176 149V148H175ZM190 149V148H189ZM194 149H196V148H194ZM227 149V148H226ZM25 150V149H24ZM33 150V149H32ZM83 150V149H82ZM82 150H80V151H82ZM93 150V149H92ZM146 150V149H145ZM153 150V149H152ZM151 150V151H152ZM165 150V149H164ZM57 151V154H56V156L58 155V152H59V155H60V151L59 150H56ZM69 151V150H68ZM68 151H67V153H68ZM96 151V150H95ZM123 151L124 150H122V154H123ZM125 151L127 152L128 150L127 149H125ZM148 151H146V152H148ZM151 151H150V153H151ZM199 151H200V149H199ZM203 151V150H202ZM219 151V152H218ZM230 151V150H229ZM54 152H55V150H54ZM64 152V151H63ZM88 152V151H87ZM90 152H92L91 154L93 155V151H91L90 150ZM100 152L98 153V156H99V159H100V156H102L101 158H104L103 157V155H100ZM110 152V153H109ZM132 153H130V155H132L134 152L133 151H131ZM136 152H135V154H136ZM153 153H154V151H152ZM169 152H171V151H169ZM196 150H195V155L196 156H194V157H198L197 156V154H196ZM201 152V151H200ZM248 152V151H247ZM40 153V152H39ZM77 153H79L78 151H77ZM129 153V152H128ZM150 153H146V154H150ZM248 153H250V152H248ZM16 154V153H15ZM65 154V153H64ZM90 154V153H89ZM95 154V153H94ZM102 154V153H101ZM251 154V153H250ZM55 155V154H54ZM58 155V156H59ZM68 155V154H67ZM71 155H72V153H71ZM71 155H70V159H71ZM96 155V154H95ZM109 155V156H108ZM125 155V154H124ZM193 155V154H192ZM42 156V155H41ZM57 156V157H58ZM65 156H66V154H65ZM76 155H74V157H75ZM88 156V155H87ZM90 156V155H89ZM128 156H129V154H128ZM134 156V155H133ZM153 156H155V155H153ZM199 156V157H200ZM61 157V156H60ZM59 157V159H61ZM64 157V156H63ZM68 157H69V155L68 156H66V158L68 159ZM74 157H73V159H74ZM80 157V156H79ZM92 157H94V156H92ZM92 157H90V158H92ZM124 157V156H123ZM130 157V156H129ZM146 157H148V156H145V158H140V159H137V160H139V162H140V164L141 165H143L144 163H145V161H146ZM249 157V156H248ZM250 157H252L253 158V156H250ZM0 158H3V156H1ZM65 158V157H64ZM64 158H62L63 160H64ZM66 158H65V160L64 161H66ZM77 158H78V156H77ZM77 158H76V160H77ZM109 158H107V160L109 159ZM124 158H126V157H124ZM131 158H133V157H131ZM229 158V157H228ZM62 159H61V161H62ZM81 159V158H80ZM80 159H78L77 161H79ZM94 159H96V157L94 158ZM93 159V160H94ZM114 159V160H113ZM220 159H221V161H220ZM257 159V158H256ZM19 160V159H18ZM75 160V159H74ZM106 159L104 160H102L101 161V164H102V162L103 161H106V162H108ZM126 160H129V159H126ZM199 160V159H198ZM253 160V159H252ZM76 161V162H77ZM81 161V160H80ZM84 161V160H83ZM88 162L90 161V160H87ZM95 161V160H94ZM96 161H100V160H98V158L96 159ZM111 161V162H112ZM114 161V163H116ZM118 161V160H117ZM123 161V160H122ZM130 161V160H129ZM152 161V160H151ZM212 161V162H211ZM55 162H57V163H59L58 162V159H57V161H55ZM69 162H71V160L69 161ZM88 162H87V164H88ZM105 162V163H106ZM110 162V161H109ZM108 162V163H109ZM110 162V163H111ZM119 162V161H118ZM144 162V163H143ZM148 163H152V162H154V161H152V162H149V161H147ZM146 162V163H147ZM198 162V161H197ZM62 163L64 164V162L62 161ZM77 163H79V162H77ZM99 163V165H100V162H98ZM109 163V164H110ZM135 163H137V161L135 162ZM148 163H147V165H148ZM168 163V162H167ZM66 164V163H65ZM71 164V163H70ZM72 164H74V162L72 163ZM76 164V163H75ZM81 164V163H80ZM94 164V163H93ZM107 164V163H106ZM109 164H107V168H109ZM192 164V161H191V163H190V165ZM200 166H202V163L200 162ZM222 164H223V162H222ZM225 164V163H224ZM55 165V164H54ZM59 165V164H58ZM58 165H56L57 167H58ZM68 165V164H67ZM95 165H98V164H96V162H95ZM94 165V167L95 168H100V166L98 165L97 167ZM114 165H116V166H118L117 164H113V167H116V166H114ZM205 165V164H204ZM204 165L202 166L203 168H204ZM209 165V164H208ZM74 166V165H73ZM78 166H79V164H78ZM84 165H82V167H83ZM93 166V165H92ZM227 166V165H226ZM229 166V165H228ZM5 167V166H4ZM62 168L64 167V166H61ZM60 167V168H61ZM76 167V166H75ZM91 167V166H90ZM104 167V168H103ZM106 167L105 166H102L101 168H103V169H105L104 170V172L106 171V172H109V169H108V171H107V169H106ZM113 167H111V168H113ZM119 167H120V164H119ZM118 167V168H119ZM133 167V166H132ZM136 167H137V165H136ZM201 167V168H202ZM206 167V166H205ZM222 167H224V166H222ZM52 168H55V167H53V164H52ZM52 168H51V170H52ZM81 168V167H80ZM117 168V167H116ZM135 168V167H134ZM142 168V167H141ZM145 167L143 166V169H144ZM49 168H47V170H48ZM58 169V168H57ZM63 169H65V168H63ZM69 169V168H68ZM74 169V168H73ZM85 169V168H84ZM83 169V170H84ZM88 169H90V168H88ZM98 169H96L97 171H100V170H102V169H100V170H98ZM131 169V168H130ZM224 169V168H223ZM226 169V168H225ZM45 170V169H44ZM50 170V169H49ZM55 170V169H54ZM75 170V169H74ZM93 170V169H92ZM125 170V169H124ZM207 170V169H206ZM11 171V170H10ZM31 171V170H30ZM61 171H64V170H61ZM85 171V170H84ZM86 171H87V169H86ZM90 171V170H89ZM208 171V170H207ZM206 171V172H207ZM232 171V170H231ZM75 172V171H74ZM80 172V171H79ZM82 172V171H81ZM101 173L103 172V170L102 171H100ZM110 172H112V170H110ZM45 173V172H44ZM64 173H67V171H65ZM63 173V174H64ZM73 173V172H72ZM71 173V174H72ZM84 173V172H83ZM92 173V172H91ZM93 173H95V172H93ZM24 174H26V173H24ZM43 174V173H42ZM70 174V173H69ZM85 174V173H84ZM102 174H104V173H102ZM101 174V175H102ZM112 174H114L113 172H112ZM112 174H108V175H112ZM138 174V173H137ZM231 174V173H230ZM73 175V174H72ZM87 175H88V173H87ZM95 175H97V174H94V176ZM106 175V177H104ZM107 174H104L102 177H104V178H106V181H107V178L109 177ZM68 176V175H67ZM75 176V175H74ZM76 176H77V173H76ZM85 176H86V174H85ZM99 176V175H98ZM112 176H115V175H112ZM128 176V175H127ZM70 177V176H69ZM90 176H88V178H89ZM237 177V176H236ZM98 178V177H97ZM96 177L95 178H93V176H92V181H94L95 179H97ZM110 178V177H109ZM108 178V179H109ZM122 178H124V177H122ZM205 178V177H204ZM82 179V178H81ZM94 179V180H93ZM103 179V178H102ZM236 179V178H235ZM114 179H112V182H119L116 178H115V181H113ZM133 180H135V179H133ZM206 179H204V181H205ZM225 180V181H224ZM91 181V180H90ZM90 181H86V182H88V183H90ZM96 181V180H95ZM94 181V182H95ZM103 181H104V179H103ZM126 181V180H125ZM222 181H224V182H222ZM232 181H234V180H232ZM83 182H85V181H83ZM110 182H111V180H110ZM121 182V181H120ZM123 182V181H122ZM130 182V181H129ZM135 182V181H134ZM205 182H207L208 183V181H205ZM235 182V181H234ZM65 183V182H64ZM109 183V182H108ZM207 183H205L206 185H207ZM208 183V184H209ZM67 184V183H66ZM87 184V183H86ZM117 184H119V183H117ZM205 184H204V186H205ZM237 185H238V183H236ZM88 185V184H87ZM92 185V184H91ZM95 185H96V182H95ZM110 185V184H109ZM113 185H115V183L113 184ZM123 185V184H122ZM213 185H212V188H213ZM223 185H225V184H223ZM119 186V185H118ZM226 186V185H225ZM109 187V186H108ZM121 187V186H120ZM221 187V186H220ZM235 187V186H234ZM116 188H118V187H116ZM211 188V189H212ZM229 188V187H228ZM204 189V188H203ZM202 189V190H203ZM223 189H224V187H223ZM208 190H210V189H208ZM232 190V189H231ZM213 191V190H212ZM223 191V190H222ZM113 192V191H112ZM206 192H209V191H206L205 190V194L204 195H206ZM214 192V191H213ZM83 193V192H82ZM209 193H211V195H212V192H209ZM208 193V194H209ZM214 193H216V191L214 192ZM213 193V194H214ZM218 193V192H217ZM216 193V194H217ZM57 194V193H56ZM106 194V193H105ZM104 194V195H105ZM207 194V195H208ZM52 195H54L53 193H52ZM51 195V196H52ZM97 195V194H96ZM223 195V194H222ZM222 195H221V193H219V194H217V196L218 197H216L218 200H217V205L218 206H220V204L222 203V201L223 200H225L224 199V197H225V195H223L224 197H222ZM229 195V194H228ZM55 196V195H54ZM80 196V195H79ZM83 196H84V194H83ZM216 196V195H215ZM50 197V196H49ZM82 197V196H81ZM86 198H88L87 197V195L85 196ZM104 197H106V195L104 196ZM208 197H209V195H208ZM208 197H205V200H210V199H208ZM212 197V196H211ZM226 197H227V195H226ZM92 198V197H91ZM99 198H100V196H99ZM103 198V197H102ZM210 198V197H209ZM215 198V199H216ZM104 199V198H103ZM212 199H213V197H212ZM223 199V200H222ZM83 200V199H82ZM88 200V199H87ZM90 200V199H89ZM105 200V199H104ZM85 201V200H84ZM103 201V200H102ZM106 201V200H105ZM107 201H109V199L107 198ZM218 201H221V203H218ZM227 202H228V200H226ZM41 202V201H40ZM92 202H93V200H92ZM215 202V201H214ZM226 202V203H227ZM94 203V202H93ZM107 203V202H106ZM225 202H224V205L226 204ZM192 205V204H191ZM227 205V204H226ZM68 206H70V205H68ZM203 206V205H202ZM193 207V206H192ZM194 208V207H193ZM92 209V208H91ZM53 210V209H52ZM50 211L51 212V214H52V216L54 217V218H52V217H50V219H59V215H55V214H57L58 212H54V210L53 211ZM67 211V210H66ZM71 212V211H70ZM203 213H204V211H203ZM226 213V212H225ZM87 214V213H86ZM207 214V213H206ZM68 215V214H67ZM42 216V215H41ZM156 216V215H155ZM222 216V215H221ZM196 217V216H195ZM207 217V216H206ZM61 218V217H60ZM194 218V217H193ZM197 218V217H196ZM198 218H201V216H199ZM208 218V217H207ZM48 219V218H47ZM144 239V238H143ZM128 245H130V244H128ZM155 246V245H154ZM188 246V245H187ZM188 250H189V248H188ZM147 251V250H146ZM146 253V252H145ZM202 256V255H201ZM200 256V257H201ZM201 264V263H200Z\"/></svg>",
  "mask_w": 264,
  "mask_h": 264
}]
</instances>
